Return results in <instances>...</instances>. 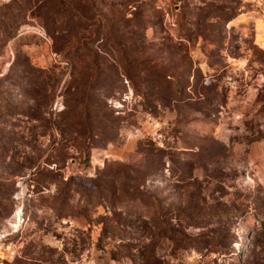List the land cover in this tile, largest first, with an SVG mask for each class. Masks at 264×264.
<instances>
[{"label": "rangeland", "instance_id": "374dc122", "mask_svg": "<svg viewBox=\"0 0 264 264\" xmlns=\"http://www.w3.org/2000/svg\"><path fill=\"white\" fill-rule=\"evenodd\" d=\"M0 264H264V0H0Z\"/></svg>", "mask_w": 264, "mask_h": 264}, {"label": "trees", "instance_id": "16d2710c", "mask_svg": "<svg viewBox=\"0 0 264 264\" xmlns=\"http://www.w3.org/2000/svg\"><path fill=\"white\" fill-rule=\"evenodd\" d=\"M81 105H82V103L80 104V105H78L79 107H81ZM69 108V105H64V111H63V113H62V115H64V116H69L70 115V113H72V112H74V111H76V109L74 108V109H68ZM76 108H78V107H76ZM72 110H74V111H72ZM72 111V112H71ZM77 123V122H76ZM75 123V124H76ZM56 129H58L59 131L60 130H62V126H61V124L59 125V123H57L56 124Z\"/></svg>", "mask_w": 264, "mask_h": 264}]
</instances>
